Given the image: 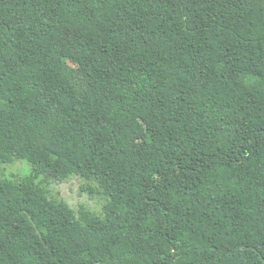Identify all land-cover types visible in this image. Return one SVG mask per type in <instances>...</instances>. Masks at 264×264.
<instances>
[{
	"label": "trees",
	"instance_id": "obj_1",
	"mask_svg": "<svg viewBox=\"0 0 264 264\" xmlns=\"http://www.w3.org/2000/svg\"><path fill=\"white\" fill-rule=\"evenodd\" d=\"M21 160L0 264H264V0H0ZM72 177L99 212L50 192Z\"/></svg>",
	"mask_w": 264,
	"mask_h": 264
},
{
	"label": "rangeland",
	"instance_id": "obj_2",
	"mask_svg": "<svg viewBox=\"0 0 264 264\" xmlns=\"http://www.w3.org/2000/svg\"><path fill=\"white\" fill-rule=\"evenodd\" d=\"M21 161H16L9 165H3L1 166L0 171H4L9 175L29 172L31 168L30 163L27 160ZM83 183L84 180L82 178L72 177L63 182H53L49 189L56 197L65 199L75 210H78L81 205H85L92 211L99 212L104 200L98 195L95 198H91L88 192L81 191Z\"/></svg>",
	"mask_w": 264,
	"mask_h": 264
}]
</instances>
